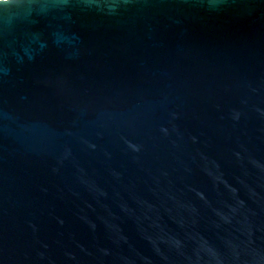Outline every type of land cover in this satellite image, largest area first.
Returning a JSON list of instances; mask_svg holds the SVG:
<instances>
[{"label": "water", "instance_id": "95a60500", "mask_svg": "<svg viewBox=\"0 0 264 264\" xmlns=\"http://www.w3.org/2000/svg\"><path fill=\"white\" fill-rule=\"evenodd\" d=\"M0 264H264V0L0 4Z\"/></svg>", "mask_w": 264, "mask_h": 264}, {"label": "snow or ice", "instance_id": "6c2138e0", "mask_svg": "<svg viewBox=\"0 0 264 264\" xmlns=\"http://www.w3.org/2000/svg\"><path fill=\"white\" fill-rule=\"evenodd\" d=\"M7 3V0H0V4Z\"/></svg>", "mask_w": 264, "mask_h": 264}]
</instances>
